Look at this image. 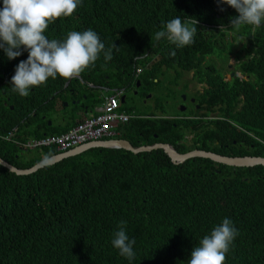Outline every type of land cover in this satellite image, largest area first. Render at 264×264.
<instances>
[{
    "label": "trees",
    "instance_id": "obj_1",
    "mask_svg": "<svg viewBox=\"0 0 264 264\" xmlns=\"http://www.w3.org/2000/svg\"><path fill=\"white\" fill-rule=\"evenodd\" d=\"M237 15L226 4L218 7L217 0H81L71 16L49 23L44 34L63 40L70 31L92 29L106 48L112 43L118 47L110 61L101 53L95 66L79 75L87 83L127 91L136 80L142 81L143 75L134 73L136 66H145L154 53L164 68L157 64L147 73L156 78L167 74L165 82L171 85L182 69H192L198 81L209 84L198 97L208 106L205 114L226 105L221 117L206 127H200L197 119L185 121L192 126V146L177 144L183 137L182 120L158 119L162 127L153 126L133 140L137 129L144 127L131 118L116 130L134 145L168 142L179 152L194 146L227 156L264 157V21L253 34L250 26L237 29L230 24ZM176 16L198 20L193 44L176 48L166 39H155V33ZM237 46L236 68L247 75L245 79L235 76L224 81L213 63H203L216 58L227 62L228 51L235 52ZM147 49L148 56L138 58ZM27 56L24 51L9 60L0 49V135L13 133L20 141L65 132L67 126L60 132L52 123L48 125L46 115L56 97L63 98L66 92L81 95L73 87L77 78L64 87L67 79L59 76L31 87L27 97L13 92L11 78ZM82 87L92 97L89 109L103 100V96H92L94 88ZM170 89L159 93L170 96ZM237 102H241L238 109ZM41 110L45 120L31 119ZM26 151L0 138V158L17 168H28L58 153L53 147H42L35 157L24 160ZM223 218H230L238 229L224 264H264L263 165L228 166L201 157L174 164L162 149L133 153L98 147L26 175L0 165V264H187L192 248ZM121 221L126 222L129 238L136 240L132 261L111 244Z\"/></svg>",
    "mask_w": 264,
    "mask_h": 264
},
{
    "label": "clouds",
    "instance_id": "obj_2",
    "mask_svg": "<svg viewBox=\"0 0 264 264\" xmlns=\"http://www.w3.org/2000/svg\"><path fill=\"white\" fill-rule=\"evenodd\" d=\"M80 3L81 0H2V7H0V49L3 50L9 60L19 57L24 51L28 53L27 59L18 63L15 68V74L11 78L10 83L13 92L18 93L21 97H27L31 87L44 84L50 77L55 79L59 76L65 79L70 78V80L75 77L79 78L83 71L95 66V62L100 58L101 53H103L105 61H110L113 58V50L118 49V47L112 43L110 47L106 48L99 35L92 29L83 32L70 31L63 40L48 39L44 34L49 23L60 17L71 16ZM222 4L228 5L238 13L237 16L230 20V24L237 29L243 26H250L254 34L256 29L262 25V21H264V0H217L218 7ZM220 10L223 11L224 9L221 7ZM198 23V20L194 17L181 19L180 16H176L167 21L162 30L155 33V39L157 41L166 39L169 43L174 44L176 48H183L194 43ZM148 53L149 51L138 56V58H145ZM171 54L174 56L175 52ZM152 55L144 64L145 66H136L134 72L136 77L142 75L144 69L147 68L148 72L161 63L160 58L156 54L152 53ZM137 68L139 73H136ZM169 69L171 74L174 75L176 73L173 69ZM182 73L181 70L180 79ZM147 74L153 76L149 73ZM237 77L241 79L242 76L238 75ZM83 84L85 85V82ZM87 85L94 87L92 83H87ZM94 90L97 91V89ZM99 90L102 89L100 88ZM117 92L114 87L105 90L104 95H101L103 100L94 108L96 109L95 112L97 113V109L103 103L105 95ZM123 95L124 93L119 94V106L117 109L130 115L129 120L133 119L134 112L132 109L131 112L121 109V105L125 103V101L122 103L120 101ZM186 109L184 108L183 111H180L183 113ZM182 113L174 119L182 121L187 119L188 117L182 116ZM127 122L116 124L113 134L109 138L103 139H123L119 136L120 132L116 128L120 124ZM0 138L12 141L19 146L31 139H39L29 138L26 141H20L13 139L10 133L0 135ZM24 148L27 150L31 149ZM41 148L36 147L33 149ZM58 153L60 152L58 151ZM125 225L126 222H119L117 230L112 234L111 244L118 250L120 256L132 261L136 256L134 251L136 240L134 238L130 239L126 234ZM237 235L238 229L234 226L232 220L223 218L222 222L215 226L210 234L205 235L200 240L199 246L192 248L187 264H224L226 253L230 250Z\"/></svg>",
    "mask_w": 264,
    "mask_h": 264
},
{
    "label": "flooded vegetation",
    "instance_id": "obj_3",
    "mask_svg": "<svg viewBox=\"0 0 264 264\" xmlns=\"http://www.w3.org/2000/svg\"><path fill=\"white\" fill-rule=\"evenodd\" d=\"M228 53L230 54L229 51ZM206 60L213 63L211 65L213 66V70L215 72L218 71L221 74L223 73L222 76H227L226 73H228V76L225 81H231L235 76L238 75L242 76L241 79H245L243 77H247V75L241 73V71L236 68L238 64L237 63L238 60H235L236 63L233 64L230 62L231 59H228V61L225 62L224 60H222V58H216L214 60L205 59L203 60V63L207 62ZM222 64H224V66H222ZM206 65L210 66L209 64H205L204 66ZM182 72L183 73L181 75V78L183 79V82L181 85L186 93L185 100L183 102L188 106H190L191 108V111H189V113L185 115L188 118L183 121L182 128L183 130L190 131L192 126H189L185 121L191 123V121L194 119L200 120V127H206L213 119L221 117L220 113H222L226 109V105L219 104L216 107L217 110L215 112H208V114H205L208 106L205 103H200L198 97L200 95L205 94L206 89L209 88V84L206 81L198 82L197 80L196 81L193 80L192 73H190L189 70L182 69ZM142 75H143L142 81L140 79L136 80L132 84V86L129 87L126 92H124L125 97H129V105L131 109L135 112L133 118L135 124L139 126L142 125L144 127L143 130L137 129V135L134 134L133 140H137V137H142V134L145 132V130H150L152 126L162 127L164 125V123L162 121H158V119L140 120L141 117H155V115L148 114L145 111L138 109V107L144 102H147L148 98L146 97H148L150 94H157L159 90L170 87V84H166V82L161 78L162 76L156 78L148 75L147 68L142 71ZM241 98L242 95L238 96V100H240ZM77 100L79 101L80 105H82L81 107L78 108V113L80 114L81 111L85 113L86 109L83 106L87 107V104H83L79 99ZM240 106H241V102H237L234 105L236 109L240 108ZM184 125H187V127ZM119 136L127 140L133 146H136L129 139L124 137L123 133H119ZM154 137H157V135L154 134ZM192 137L193 135H190V137H188L186 140L180 139L178 142L183 143V145L189 144L190 146H192L193 145V142L191 141ZM99 140H107V139H99ZM192 149H199V148L193 146Z\"/></svg>",
    "mask_w": 264,
    "mask_h": 264
},
{
    "label": "water",
    "instance_id": "obj_4",
    "mask_svg": "<svg viewBox=\"0 0 264 264\" xmlns=\"http://www.w3.org/2000/svg\"><path fill=\"white\" fill-rule=\"evenodd\" d=\"M238 75V74H237ZM70 81V78L67 79L66 83L64 86H66ZM85 97V96H84ZM184 98V96H183ZM121 103L125 101V96H121L120 99ZM76 103L75 106L81 107L79 101H75ZM86 104V103H84ZM66 105V103H65ZM86 109V112H88L87 107L83 106ZM12 108V106L10 107ZM181 111L184 110V107L180 108ZM75 115H78V111L74 112ZM75 122L77 119H74ZM48 121V125H49ZM93 147H98V148H121L125 150H129L133 153H139V152H144V151H151L155 149H162L164 153L168 155V157L171 159V161L174 164H180L183 163L185 160L192 158V157H201V158H209L210 160L216 162V163H221V164H226L228 166H236V167H251L255 165H263L264 166V157L263 156H255V155H243V156H227V155H222L218 154L212 151H207L204 149H192L186 152H178L171 144L169 143H153L150 145H140L133 147L127 140L124 139H107V140H96V141H91L87 142L78 146H74L67 151L60 152L57 154H54L48 158H44L37 163L33 164L32 166L28 168H17L16 166L8 163L4 159L0 158V165L5 167L11 172H14L17 175H26L33 173L37 171L40 168H43L45 166L53 165L60 160L64 158H68L74 155H77L89 148Z\"/></svg>",
    "mask_w": 264,
    "mask_h": 264
},
{
    "label": "built area",
    "instance_id": "obj_5",
    "mask_svg": "<svg viewBox=\"0 0 264 264\" xmlns=\"http://www.w3.org/2000/svg\"><path fill=\"white\" fill-rule=\"evenodd\" d=\"M136 73H139L138 68ZM120 93L105 95L104 101L95 115L78 121L65 132L47 135L39 139H31L21 145L31 149L53 147L59 152H64L74 146L109 138L113 134L116 124L127 122L130 118V115L117 109Z\"/></svg>",
    "mask_w": 264,
    "mask_h": 264
},
{
    "label": "crops",
    "instance_id": "obj_6",
    "mask_svg": "<svg viewBox=\"0 0 264 264\" xmlns=\"http://www.w3.org/2000/svg\"><path fill=\"white\" fill-rule=\"evenodd\" d=\"M76 78V77H75ZM79 81L78 83L76 82H73V87H75L76 89V95H79V93H81L80 95V98L76 97L75 95L72 94V92H69V93H64L63 94V98H61L60 96L56 97L54 99V106H53V111L57 112L58 116L57 118H55V124H54V127L55 128H58L60 132H62L63 130L61 128L63 127H66V128H69L71 125L75 124L76 122L78 121H81L83 119H86L88 117H91L94 112L96 111V109H89L87 108L88 112H85L83 113L81 111L80 114L78 115H75L74 112L78 110V106H75L74 104V107H67L68 104H63V102H65L68 98V96L71 98V99H74L75 101L77 99H79L83 104L88 102V100L91 101L92 97L88 96L85 94V92L87 91V89L85 87H82L84 84H82L80 81H83L85 82L86 80L84 79H80V78H77ZM88 81L91 82V79H89ZM66 83V82H65ZM64 83V85H65ZM85 85H87V83L85 82ZM94 85V89H97V91L101 88L102 90L101 91V95H104L105 93V90L108 89V87H102L101 85H98V84H93ZM88 86V85H87ZM91 87V86H89ZM114 89L118 92H121V93H124L126 91V88L124 87H114ZM99 92V91H98ZM161 95L164 96V99H163V102H165V106H159L161 101H156V96L157 98H163ZM85 96V97H84ZM172 95H168L167 93H163V94H160L159 92L157 94H150L147 99V102H144L143 104L139 105L138 109L140 110H143L145 111L146 113L148 114H151V115H155V117H141L140 120H155V119H162V118H169V119H172V118H175L177 116V114H169L167 113L166 111V108L167 110L170 112V109H171V105H169L168 101H169V97H171ZM58 104V105H57ZM70 105V104H69ZM145 109V110H144ZM187 111V112H185ZM183 113H182V116H185L189 113V111L186 109ZM45 110H42L38 115L39 118H41L42 120H45L46 117L44 116V118H42V115L44 114ZM134 112V111H133ZM135 113V112H134ZM48 116V115H46ZM74 119H77L76 122H74ZM40 121V120H38ZM41 122V121H40ZM52 122L49 123V125L51 124ZM47 124H48V120H47ZM153 127V126H152ZM182 128V127H181ZM181 133L183 135L182 139L183 140H186L188 137H190V135H192L191 131H188V130H181ZM11 134V137L13 138V133H10ZM14 139V138H13ZM178 145H183V143H180L178 142Z\"/></svg>",
    "mask_w": 264,
    "mask_h": 264
},
{
    "label": "rangeland",
    "instance_id": "obj_7",
    "mask_svg": "<svg viewBox=\"0 0 264 264\" xmlns=\"http://www.w3.org/2000/svg\"><path fill=\"white\" fill-rule=\"evenodd\" d=\"M239 48V46H237V47H234V50H235V52H233V51H231V53L228 55V59H231L230 60V62L231 63H233V64H235L236 63V61L235 60H238V57H237V55H239V54H237L238 53V49ZM148 50L149 49H147L146 50V52L145 53H147L148 52ZM102 58H104V57H102ZM241 59H245V58H241ZM219 62V61H218ZM205 65V64H204ZM203 65V67H205ZM222 66H224V64H222ZM164 68V66H163V64L162 63H160V69H163ZM189 72L190 73H192V78H193V80H197V77L195 76V73H194V70H189ZM223 74V73H222ZM227 74V76H228V73H226ZM162 76V77H161ZM227 76H223V80L225 81L226 80V78H227ZM159 77H161L164 81H166L167 82V80H166V75H163V74H160L159 75ZM198 81V80H197ZM82 84H83V81H80ZM182 82H183V79L181 78L180 79V77L178 78V79H176L175 80V84H172L171 83V85H170V87L169 88H171L170 89V91L172 92V96L171 97H169V101H168V103H169V105H171V109H170V112L167 110V108H166V111H167V113H169V114H177V115H181V111H180V108L181 107H184V108H187V110L188 111H191V108H190V106H188L187 104H185L183 101L185 100L184 98H183V96H185L186 95V93H185V91H184V89H183V87H182ZM198 82H200V81H198ZM99 91V92H98ZM98 91H96V90H93L92 91V96L95 94L96 96H98V97H100L101 96V91L100 90H98ZM102 97V96H101ZM32 98V97H31ZM68 99L65 101V102H63V104H70V106H73V104L74 103H76L75 102V100L74 99H71L69 96L67 97ZM160 101H161V103H160V106L162 105V106H165L166 104H165V102H163V98H160ZM72 104V105H71ZM58 105V104H57ZM75 105V104H74ZM121 106H123V107H125L126 109H127V111L128 110H131V108H130V106H129V97H126V102L125 103H123ZM145 110V109H144ZM78 111V110H77ZM33 115V114H32ZM34 117H31V119H33V120H40L41 121V119L39 118V116L40 115H33ZM57 116H58V114H57V112H55V111H52V110H50V111H48V121L49 122H52V125H54L55 124V118H57ZM40 121H37V122H40ZM74 122H75V120H74ZM31 138V137H30ZM38 154V151L36 150V149H28L24 154H23V158H24V160H29V159H31V158H33V157H35L36 155Z\"/></svg>",
    "mask_w": 264,
    "mask_h": 264
},
{
    "label": "bare ground",
    "instance_id": "obj_8",
    "mask_svg": "<svg viewBox=\"0 0 264 264\" xmlns=\"http://www.w3.org/2000/svg\"><path fill=\"white\" fill-rule=\"evenodd\" d=\"M72 105V104H71ZM74 106V105H73ZM68 108L70 107V105L68 104V106H67ZM72 107V106H71Z\"/></svg>",
    "mask_w": 264,
    "mask_h": 264
}]
</instances>
